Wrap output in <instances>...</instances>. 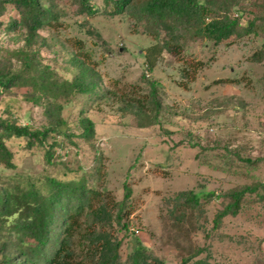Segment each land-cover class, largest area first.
<instances>
[{
  "label": "rangeland",
  "instance_id": "1",
  "mask_svg": "<svg viewBox=\"0 0 264 264\" xmlns=\"http://www.w3.org/2000/svg\"><path fill=\"white\" fill-rule=\"evenodd\" d=\"M40 1L49 12L32 41L37 63L58 84L80 79L91 89H0L1 118L50 130L44 143L5 140L12 166L0 160V188L47 195L53 178L97 190L78 221L77 264L112 253L91 258L83 235L96 231L116 248L112 264H132L136 245L141 264H264V0H217L242 26L257 18L254 32L220 44L192 22L142 27L132 12L110 14L106 0H89L94 15L79 0ZM217 5L206 21L222 15ZM18 12L8 4L0 15V66L9 69L19 68L13 51L27 35L22 24L7 29ZM154 44L165 47L149 70ZM82 118L93 122L90 139ZM245 188L238 211L217 218L226 194ZM188 193L201 194L197 206ZM14 239L0 219V262L7 252L20 258L3 252Z\"/></svg>",
  "mask_w": 264,
  "mask_h": 264
},
{
  "label": "trees",
  "instance_id": "2",
  "mask_svg": "<svg viewBox=\"0 0 264 264\" xmlns=\"http://www.w3.org/2000/svg\"><path fill=\"white\" fill-rule=\"evenodd\" d=\"M79 2L82 9L88 14L94 15L97 12L96 6L89 0H79ZM106 2L109 5L107 11L110 14L132 12L142 27H146L144 23L172 28H175L179 22L195 23L197 33L206 39L213 40L215 44H220L232 37L252 33L256 27L257 18L255 16L248 21L247 26H242L239 17H233L230 14L231 7L220 3L217 5V0H106ZM8 4L19 9L18 14H21V17L19 20L11 17L7 29L14 30L16 26L22 24L27 29V35L25 36V45L13 51L19 60V68L9 69L0 66V89L7 90L30 84L38 86L39 89L51 95H54L58 89H63L65 94L68 92L67 89L73 91L91 89L84 86L80 79L63 81L58 84L57 80L53 78L51 69L37 63L32 49V41L37 30L45 23L43 16L49 12L47 8L43 7L41 1L2 0L0 15ZM215 4L219 10H223L222 15L206 21L212 10V5ZM164 47V44L162 46L154 44L148 49L145 58L149 70L153 69V60L161 54ZM167 49L174 54L180 51L179 45L176 44L168 45ZM81 122L82 135L90 139L94 135L93 122L88 118H82ZM49 131L45 127L33 128L29 125H18L14 121L0 117V160L7 167L12 166V155L5 145V140L11 137H26L28 145L35 142L44 143ZM49 183L50 192L47 195H43L35 189L9 190L0 188V219L5 228L15 237L12 242H4L3 252L13 248L16 250L15 254L21 258V260H19L20 258L16 259L7 252L3 255L0 264H77L74 262L77 256L73 243L78 221L85 208L92 209L93 197L98 194L97 190L86 188L84 184L75 181H60L51 178ZM125 190V195L128 196L130 193L128 186H125ZM245 191H247L246 188L227 193L231 202L217 214V218L229 213L235 214L240 207V200ZM211 195L208 193L204 196L209 198ZM200 197L201 194L188 193L185 199L192 206H197ZM123 227L127 228L128 226L123 224ZM83 237L88 244V251H91V258L95 255L96 250L102 253L101 250L107 251L106 247H111L112 253L105 258L100 254L101 260L97 264H112L116 257V248L106 241L105 232H86ZM102 239H104L103 244L95 246V243ZM136 248L132 255V264H141L142 248L140 245H136ZM78 263L86 264L83 260ZM192 264L208 263L204 260H197Z\"/></svg>",
  "mask_w": 264,
  "mask_h": 264
},
{
  "label": "built area",
  "instance_id": "3",
  "mask_svg": "<svg viewBox=\"0 0 264 264\" xmlns=\"http://www.w3.org/2000/svg\"><path fill=\"white\" fill-rule=\"evenodd\" d=\"M132 230L137 233L138 232V229L137 228H132Z\"/></svg>",
  "mask_w": 264,
  "mask_h": 264
}]
</instances>
